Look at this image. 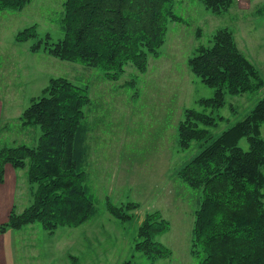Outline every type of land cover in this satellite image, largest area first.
Instances as JSON below:
<instances>
[{
  "label": "trees",
  "instance_id": "1",
  "mask_svg": "<svg viewBox=\"0 0 264 264\" xmlns=\"http://www.w3.org/2000/svg\"><path fill=\"white\" fill-rule=\"evenodd\" d=\"M32 1L0 0V10L22 11ZM200 1L214 14L228 11L234 2ZM176 2L66 0L62 40L51 42L48 35L38 39L37 26L18 33L15 40L24 44L38 39L31 45L32 53L98 68L108 80L117 81L128 64L146 73L149 56H160L169 23L183 22ZM188 66L214 90L212 97L198 101L202 111L186 110L178 127L182 150L193 143L202 146L178 172L186 185L202 192L192 230V253L203 254L202 264H264V98L242 121L217 137L211 134L223 120L215 113L225 107L226 96L254 93L264 81L227 28L218 30L209 46L200 45ZM91 104L87 88L55 78L42 97L32 99L24 110L21 125L33 129L35 145H0V184L5 182L7 166L26 170L32 202L22 213L13 210L1 233L39 224L53 236L59 228H78L96 216V198L86 171L89 128L85 109ZM243 139L248 150L240 145ZM106 208L115 219L127 222L139 205L129 202L117 207L107 200ZM169 228L160 212L145 216L134 250L148 264L171 257V250L159 241Z\"/></svg>",
  "mask_w": 264,
  "mask_h": 264
},
{
  "label": "rangeland",
  "instance_id": "2",
  "mask_svg": "<svg viewBox=\"0 0 264 264\" xmlns=\"http://www.w3.org/2000/svg\"><path fill=\"white\" fill-rule=\"evenodd\" d=\"M65 1L33 0L22 11L0 10V145H35L33 129L22 127L20 117L32 99L42 97L51 79L66 78L87 88L92 104L85 109L86 171L97 214L78 228H59L53 236L39 224H32L36 232L9 230L7 242L18 252L8 253V263L14 258L13 264H148L134 250L137 232L148 213L160 212L170 228L159 241L172 255L156 264H202L203 254L192 253L202 192L178 177L202 146L193 143L182 150L178 127L186 110L202 111L198 101L212 97L214 90L191 72L188 60L200 45L209 46L218 30L227 28L264 81V0H234L222 14L208 11L200 0H176L183 22L169 23L160 56H149L146 73L128 64L117 81L108 80L98 68L30 51L39 38H64ZM32 26H37L38 39L17 43V34ZM262 98L264 86L254 93L227 95L225 107L215 113L223 120L211 129L212 136L246 118ZM240 145L249 148L246 139ZM15 171L16 211L22 213L32 202L31 187L27 171ZM107 200L117 207L133 202L139 208L130 212L131 221L122 222L108 212Z\"/></svg>",
  "mask_w": 264,
  "mask_h": 264
},
{
  "label": "crops",
  "instance_id": "3",
  "mask_svg": "<svg viewBox=\"0 0 264 264\" xmlns=\"http://www.w3.org/2000/svg\"><path fill=\"white\" fill-rule=\"evenodd\" d=\"M16 175H17V171H15L11 166L6 167V181L4 184H0V226L8 222L9 216L13 210L16 211L17 209L19 211V208L17 206V201H16L17 199L16 192L19 191L18 186H17L18 177ZM21 196H23V193L20 192L19 198ZM33 227L34 225L27 226L23 229L25 230L26 228H29L28 230L35 231L34 229H31ZM23 229L13 230V232L18 231L17 233H20L22 232ZM9 233H10L9 230L6 231L5 233H0V264H13L14 258H10L9 263H8L7 255L9 253L11 256L13 252L14 253L18 252V250L16 251V245L15 246L13 245L14 246L13 247L11 241L7 242ZM13 234H12V237L14 236ZM13 239L15 240V236L13 237Z\"/></svg>",
  "mask_w": 264,
  "mask_h": 264
}]
</instances>
